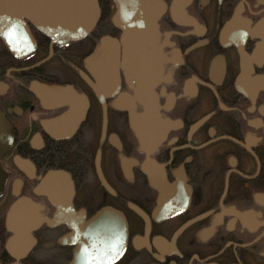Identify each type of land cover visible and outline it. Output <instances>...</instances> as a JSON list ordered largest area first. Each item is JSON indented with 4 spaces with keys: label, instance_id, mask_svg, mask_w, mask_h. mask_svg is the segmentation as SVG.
<instances>
[{
    "label": "flooded vegetation",
    "instance_id": "flooded-vegetation-1",
    "mask_svg": "<svg viewBox=\"0 0 264 264\" xmlns=\"http://www.w3.org/2000/svg\"><path fill=\"white\" fill-rule=\"evenodd\" d=\"M96 2L0 34V264H264V0Z\"/></svg>",
    "mask_w": 264,
    "mask_h": 264
},
{
    "label": "water",
    "instance_id": "water-1",
    "mask_svg": "<svg viewBox=\"0 0 264 264\" xmlns=\"http://www.w3.org/2000/svg\"><path fill=\"white\" fill-rule=\"evenodd\" d=\"M10 11L2 12L6 19L0 20V28H17L22 22V14H25L41 22L44 32L47 31L48 24L51 29L48 33L51 36H62L65 33L77 36L86 34L99 16L96 0H31L27 2V8L17 12L19 14L12 19ZM3 39L6 40V36H3Z\"/></svg>",
    "mask_w": 264,
    "mask_h": 264
},
{
    "label": "bare ground",
    "instance_id": "bare-ground-1",
    "mask_svg": "<svg viewBox=\"0 0 264 264\" xmlns=\"http://www.w3.org/2000/svg\"><path fill=\"white\" fill-rule=\"evenodd\" d=\"M28 1H31V0H0V20L2 21L3 19H6L4 16H3V13L2 12H5V11H10V15L12 16V18L16 17L17 12L19 11H23L27 8V2ZM47 2V1H46ZM5 14V13H4ZM26 16L25 14H22V17ZM28 17V16H26ZM39 29L43 28L41 22L39 21H36V19L32 18V17H28ZM42 30V29H41ZM24 31H26V33H24ZM43 31V30H42ZM44 32V31H43ZM45 34H47V31L44 32ZM0 34L1 36H6V40L5 41V44L8 46V48L12 51V53L14 55H24L25 53L27 52H24L26 50H30V49H33L35 43H34V40L29 32V29L28 27L25 25L24 21H22L19 26L17 25V28L16 27H12L11 30H8L7 33L5 34L2 30H0ZM24 52V53H23ZM24 208L28 209L27 206H25ZM23 210V209H22ZM23 212V211H22ZM27 212L30 214V211L27 210ZM23 215V214H21ZM23 223V222H22ZM28 226V223H24V227L27 228ZM30 229V228H28ZM24 231V230H23ZM11 241H12V245H11ZM21 240L16 238V237H13L12 239H10L8 241V245L10 246H13L14 244H17L19 243ZM29 241H30V245L32 246L34 244V240L33 238H29ZM28 242V241H27ZM20 245H22V241L20 244H18L15 248H20Z\"/></svg>",
    "mask_w": 264,
    "mask_h": 264
}]
</instances>
